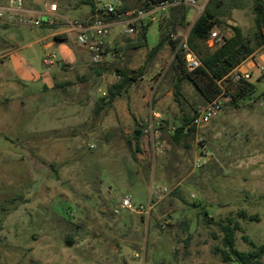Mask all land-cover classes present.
Segmentation results:
<instances>
[{
    "label": "rangeland",
    "instance_id": "1",
    "mask_svg": "<svg viewBox=\"0 0 264 264\" xmlns=\"http://www.w3.org/2000/svg\"><path fill=\"white\" fill-rule=\"evenodd\" d=\"M25 1L31 0H23L24 9ZM217 1L221 9L241 6L213 30L218 35L232 33L228 21L238 22L245 34L255 27L252 0H202L194 9L187 5L189 18ZM51 2L63 16L52 18L56 29L92 10L90 4L72 7L77 0L45 5ZM94 2L103 10L125 1ZM168 14L145 18L147 44L139 29L128 35V24L111 17L110 62L102 66L91 65L76 41L56 40L46 15H31L43 21L39 27L1 26L0 264H225L213 248H223L217 223L227 217L241 224L239 251L252 250L244 235L263 243L264 50L243 66L255 94L233 101L241 82L233 73L220 83L221 111L175 141L183 116L192 117L204 103L187 81L175 101L169 47L148 57ZM188 28L174 35L184 36ZM47 54L55 56L52 65L44 62ZM143 67L145 75L108 105L107 90L120 80L116 70ZM97 68L108 72L98 76ZM154 113L163 123L165 152L154 154L148 142L135 161L127 141ZM123 197L135 206L154 205L140 215L120 207ZM240 211L260 221L241 219Z\"/></svg>",
    "mask_w": 264,
    "mask_h": 264
},
{
    "label": "trees",
    "instance_id": "2",
    "mask_svg": "<svg viewBox=\"0 0 264 264\" xmlns=\"http://www.w3.org/2000/svg\"><path fill=\"white\" fill-rule=\"evenodd\" d=\"M139 1L140 8L145 11L162 3L170 4L167 23L165 25L160 24V39L150 50L148 57H156L165 47H169L174 52V57L171 62V72L175 77V83L172 86V90L175 101L178 103L180 102V98L183 97V83L185 81L189 82L200 94L204 104L212 102L220 97L223 94L220 83L226 80L232 71L241 65L247 58L252 56L257 49H264V0H252L255 27L250 32L245 34L240 27L232 26L230 27L232 30L231 37L227 38L223 35V41L218 44L214 51L208 49L206 41L211 34L215 32L213 30L222 25V19L230 10L241 8L240 5H235L233 7L229 6L226 9H221V2L217 1L213 5H206L187 34V45L191 51L198 56L201 63L200 67L193 71H188L185 66V54L183 50L179 48L180 40H173L171 37L178 29L190 25L188 21L190 8L184 4L185 0ZM122 9L127 8L122 7ZM136 27L139 29L140 39L147 44V25H145L143 21L136 25ZM51 28L56 29L54 25H52ZM54 38L56 40H64L63 35H55ZM106 72H108L107 68L95 69V73L98 76ZM116 73L120 80L110 85L107 90V98L109 99L108 105L127 92L129 86L139 81L145 75V69L144 67L137 71L117 69ZM255 92L256 87L253 83L242 80L232 100L235 101L241 98L251 97ZM101 102L103 101L97 103L95 110L96 114H99L102 109ZM192 120L193 116L190 118L183 116V124L175 132V141H178L182 137L185 127L190 125ZM136 132H140L139 129H137ZM194 132L195 127H189L187 130V134H192ZM140 136L141 134L139 136H134L136 144ZM128 145L133 160L137 161L136 153L139 152V148L137 146L133 148L130 143H128ZM238 217L241 219H248L249 221L260 220L258 215H248L245 211H240ZM208 220L212 222V218H208ZM217 224L223 234V248L215 247L213 248V253L219 255L223 263L262 264V258L264 257V241L261 245H256L244 235L242 237L243 241L249 244L252 250L241 252L235 247L236 232L242 230L240 222L233 217H227L224 221H220Z\"/></svg>",
    "mask_w": 264,
    "mask_h": 264
},
{
    "label": "built area",
    "instance_id": "3",
    "mask_svg": "<svg viewBox=\"0 0 264 264\" xmlns=\"http://www.w3.org/2000/svg\"><path fill=\"white\" fill-rule=\"evenodd\" d=\"M193 2L194 0H187L184 4L191 6ZM169 6L170 4L168 3H162L145 11L142 8L122 9L120 3L115 7V5L110 2L103 10H99L95 7L92 13L82 19L74 21L64 20V33L72 34L75 37L76 43L88 54L91 65L102 66L106 62H110L107 59L106 49L110 36V29L111 26H113L110 20L111 17H116L117 19H121L122 22H126L128 24L126 34L133 35L138 33L136 25L143 22L147 17L154 19L157 12H164ZM56 10L57 5L55 3L51 4L50 11L56 12ZM31 15L32 14L24 10L23 0H8V5L0 7V21L7 19L9 24L27 25L31 27H39L44 24L41 19H34ZM54 24L55 21L52 20V18L47 23V25L50 26ZM171 37L173 40H180L179 48H181L185 54L186 69L188 71H193L200 67L201 63L187 45L186 37L181 35H172ZM222 41L223 36L218 35L217 32H213L206 41V45L209 50L214 51ZM54 59V55L47 54L44 62L46 65H52ZM232 74H230V76ZM235 78L238 81H249L250 75L248 73H236ZM222 95L212 102L198 107L193 115L192 122L185 127L184 132H187L189 127L199 128L208 124L210 120L221 111ZM162 126L163 123L160 121L159 117L151 115L140 130V134L148 138V142L153 148L154 154H163L165 152L166 143L161 138ZM157 195L161 197V191L157 192ZM153 205V201L150 200L148 208L141 205L135 206L130 197H123L120 203L122 209L130 210L140 215H148Z\"/></svg>",
    "mask_w": 264,
    "mask_h": 264
},
{
    "label": "crops",
    "instance_id": "4",
    "mask_svg": "<svg viewBox=\"0 0 264 264\" xmlns=\"http://www.w3.org/2000/svg\"><path fill=\"white\" fill-rule=\"evenodd\" d=\"M78 2H75L76 4V7L75 5L73 6L72 4V7L76 8V9H79L81 8V6L85 5V4H90L91 7H92V10H91V13L93 12L94 8H95V0H77ZM87 1V2H86ZM125 2L122 4L120 3L121 7H126L127 9H131V7H139L140 8V1L139 0H124ZM187 0H185L186 2ZM199 1H202V0H194L193 4L191 5V7L194 9L196 7V4L197 2ZM27 4V7H25V11L30 13V14H39V15H42V16H48V17H51V18H63L62 16V13H61V9H60V5L57 4L56 2H51L49 4H46L45 5V0H31V1H25ZM55 3L57 5V10L56 12H51L50 11V5ZM81 4V5H79ZM8 5V0H5L3 2H1L0 4V7H4ZM42 8V9H41ZM89 15V14H88ZM86 15V16H88ZM86 16H83L86 17ZM199 15L195 16L193 19H190L189 16H188V21L190 22V25H189V28H188V31H187V34L190 30V28L192 27V25L194 24V22L197 20ZM82 19V18H81ZM227 24H229L231 27L232 26H238L242 29V31L244 32V29L241 27V25L236 22V21H228ZM2 25H5L6 28L7 25H10L7 21V19L5 20H2L0 21V28H2L1 26ZM50 29V28H49ZM52 31V35L55 37V35H63V36H67L66 38L69 40V39H72L75 41V37L72 35V34H65L64 31H65V28L64 27H61V28H57V29H50ZM187 34L184 35L183 37H187ZM232 36V33L231 32H228L226 35H224V37H231ZM65 40V39H64ZM109 42V41H108ZM48 47H50V44L49 45H46L45 46V49H48ZM262 48L260 49H257L254 54L252 56H250L249 58H247L241 65H239L235 70L232 71V73H245L243 72V66L244 64L249 61L250 59H255L256 55L261 52ZM211 51V50H210ZM231 73V74H232ZM155 116H157V114L154 113ZM140 131V130H139ZM136 132V131H135ZM135 132H134V136H135ZM125 135H128L130 133V131L128 129H125L124 131ZM128 143L131 144V146L133 148H135V146H137L139 148V152L137 153H140L142 151V147H147L148 145V138L145 137V136H140V138L138 139L137 141V144H136V141L134 139H132L131 141H127ZM246 148V147H244ZM137 157V156H136ZM246 212V211H245ZM260 217V216H259ZM260 221V220H259Z\"/></svg>",
    "mask_w": 264,
    "mask_h": 264
},
{
    "label": "water",
    "instance_id": "5",
    "mask_svg": "<svg viewBox=\"0 0 264 264\" xmlns=\"http://www.w3.org/2000/svg\"><path fill=\"white\" fill-rule=\"evenodd\" d=\"M140 135V132H135V136H139Z\"/></svg>",
    "mask_w": 264,
    "mask_h": 264
}]
</instances>
